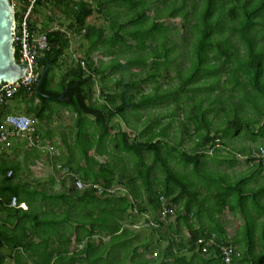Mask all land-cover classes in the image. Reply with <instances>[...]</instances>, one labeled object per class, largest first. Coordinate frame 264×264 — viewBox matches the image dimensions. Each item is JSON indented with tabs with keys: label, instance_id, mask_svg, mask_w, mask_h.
I'll return each mask as SVG.
<instances>
[{
	"label": "trees",
	"instance_id": "obj_1",
	"mask_svg": "<svg viewBox=\"0 0 264 264\" xmlns=\"http://www.w3.org/2000/svg\"><path fill=\"white\" fill-rule=\"evenodd\" d=\"M14 1L27 8L28 0ZM42 4L70 20L83 53L65 66L66 32L46 30L38 76L0 102V126L8 101L19 98L38 122L60 107L73 119L61 133L65 150L48 154L49 180L63 170L58 188L20 180L21 165L38 153L22 164L0 155V220L13 217L18 228L0 232V247H20L27 264H225L221 247L229 245L234 264H264V156L254 155L264 149V0H36L32 9ZM94 13L101 26L87 21ZM177 17L179 26L164 22ZM95 52L108 60L95 65ZM91 149L107 152L105 160ZM242 157L249 165L234 171ZM12 200L27 208L11 216ZM149 209L157 215L144 219L141 238L128 225ZM225 211L237 221L231 236Z\"/></svg>",
	"mask_w": 264,
	"mask_h": 264
},
{
	"label": "rangeland",
	"instance_id": "obj_2",
	"mask_svg": "<svg viewBox=\"0 0 264 264\" xmlns=\"http://www.w3.org/2000/svg\"><path fill=\"white\" fill-rule=\"evenodd\" d=\"M14 4V6L16 7V1L12 2ZM140 7L138 5V7H136V10L139 9L140 10ZM143 8L146 9V13L149 15V16H152L153 14V7L151 5H148V6H143ZM122 10L125 12V8L122 7ZM124 15V13H123ZM67 19V18H66ZM89 23H93V24H96L98 26H101L103 24V20L101 17H97V14L94 13L91 17L88 18L87 20ZM165 23H175L176 25H180V17H177V18H174V19H167V20H164ZM181 31H184L183 29ZM178 35L179 34H174L173 37L174 38H178ZM75 38L76 40H73L72 41V47L74 49V55L72 56V60L73 61H76V59H80L82 53H83V50L84 48H81L79 45H78V41H82V37L81 36H76L75 35ZM92 59L94 61V64L97 65L99 63V59L103 60V61H107L108 58L107 56L103 53V52H95L92 54ZM69 61H71V59L69 58L68 59ZM185 63V61H183V64ZM61 71V68L60 69H55L54 70V76H57V74ZM101 77L100 76H96L94 78V97H95V101L98 102L100 101L98 99V90L100 89L101 87V84H102V81H101ZM168 79H165L164 82V86L167 85V83L171 84V82L173 83L174 81H167ZM112 85V83L110 84ZM152 83L150 82H145V88L146 90L148 91L151 87ZM26 104V105H25ZM31 105H35V102H30ZM9 105H11L12 107H15V109H18L19 112H24L26 114H28L27 112H25V108L27 105H29L28 103H25V101L23 100H17V101H14V100H11L9 101ZM145 114L149 113V110H146V112H144ZM31 116H33L32 114H29ZM72 115H70L66 109L64 108H58L55 112V114L49 118L47 121H41V122H38L37 121V124H36V130L37 132L42 135V137L40 138V142H41L43 145H46L48 146L46 143H48L54 150V153L57 154L58 151L60 149H63L65 150V147L63 146L62 144V141H61V133L62 132H67L68 129H69V126L71 125L72 123ZM131 119V117H130ZM114 123H115V120H114ZM120 124V123H119ZM120 126H122V128H124L125 130L129 131V129H127L125 127L124 124H120ZM115 128V124L110 128V131H113ZM45 131H48L49 132V137H47V140H44V132ZM131 136H133V132H131ZM46 138V137H45ZM13 144L15 143V145H12L13 147L15 148H18V150L21 151V154L24 155L26 153H30V152H34V153H38L37 154V158H33V157H30V161H32V164H31V167L29 169L30 170V176L33 177V178H36L37 180H43V181H48L50 178V176L53 175V169L51 168V163L50 161H53L55 158V156L53 158H48V155L45 153V152H42L40 150L36 151L32 145L28 146L27 142L23 141V140H20V139H17V140H13L12 141ZM39 142V143H40ZM46 142V143H45ZM40 145V144H39ZM253 146L252 147H255L256 145L255 144H251ZM11 146V147H12ZM12 147V148H13ZM185 147H190V140H186L185 142ZM256 149V148H254ZM106 153L107 152H104V151H94L93 149L90 150V154H94L96 155L97 159L100 160V161H104L105 158H106ZM241 162L235 166V169L234 171H240V170H244L246 169V166L249 165L247 163L244 162V158H240ZM212 164L210 165V167L212 168ZM52 169V170H51ZM63 175V170H59V172H56L54 173V181H57L54 182V188H58L59 187V183L60 180L62 179ZM76 179L75 178H69L68 181L74 183ZM113 189H116V193L119 195V194H126V187H123V186H119V185H116L114 187H112ZM144 201H145V197L143 198ZM145 204V203H144ZM157 215V212L155 210H151L149 209V211H147L146 213H143V214H138L137 216H134L133 220H132V223L133 225L129 226L131 229H133L138 235L139 237H146L147 233H148V229H146V225H145V222H144V219H147V220H150L152 219L153 220V216ZM223 215V221L225 222V226H226V230L228 232V235L231 236L232 233H233V229L234 227L236 226L237 224V221L235 220V218H233L230 214H228L226 211L222 214ZM171 220H174V215L170 216L169 219L166 220L167 221H171ZM166 245V242H163V244L161 245V248L165 247ZM166 262L168 264L171 263L170 260H166Z\"/></svg>",
	"mask_w": 264,
	"mask_h": 264
},
{
	"label": "built area",
	"instance_id": "obj_3",
	"mask_svg": "<svg viewBox=\"0 0 264 264\" xmlns=\"http://www.w3.org/2000/svg\"><path fill=\"white\" fill-rule=\"evenodd\" d=\"M36 0H28V5L25 11L23 12L20 19L15 21L14 33H13V46L18 47V52L20 56V61H23L26 64V70L24 75L13 81L9 82L6 85L0 88V102L4 99L13 97L17 89L21 86H30L32 85L37 76L38 71L36 68V60L39 57H42L44 53L49 50V44L47 41L46 32H33L30 30L28 25V19L32 11V7ZM37 120L24 112L19 113H10L4 117L3 124L0 126V145H10L13 139L17 137H24L27 139L28 146L32 145L33 142H36V149L46 154H53V148L46 143L48 146L43 145L38 139V136H33L35 133V125ZM40 142V143H39ZM40 144V145H39ZM258 156H264V149H261L259 152L255 151ZM75 185L78 188H82L83 185L79 180L75 181ZM15 201L13 200V203ZM167 209L162 207V215L160 219L165 218ZM155 226L158 225L157 222L153 221ZM211 242H207V245H210ZM203 251L206 250L204 246ZM222 257L225 264H234V258L238 256V252L234 251L231 246H222Z\"/></svg>",
	"mask_w": 264,
	"mask_h": 264
},
{
	"label": "crops",
	"instance_id": "obj_4",
	"mask_svg": "<svg viewBox=\"0 0 264 264\" xmlns=\"http://www.w3.org/2000/svg\"><path fill=\"white\" fill-rule=\"evenodd\" d=\"M13 6H14V4H13ZM25 9H26V6H22L16 2V7L14 8V11L15 10L17 11L18 16L21 17L23 12L25 11ZM69 21L70 20H67L65 18V16L59 12H57V14H53V11H51L50 8H48V6H46L45 4L34 6V8L32 9V11L30 13L29 19H28L29 28L33 32H41V31L46 32V30H54V29H59L62 31L64 30L66 32L67 37L69 38V48L66 49V54L68 56H66V61L64 63L65 66L70 64L71 61L68 60L69 58L72 60V56L74 55V49H73L71 44H72L73 40H76L75 35L73 33V27L68 26ZM78 42H79L78 45L83 43V41H78ZM61 70H63V67L61 68ZM99 93L100 92L98 90V94ZM94 99H95V97H94ZM19 100L23 101V99H21V98H19ZM9 101H11V100H9ZM9 101H8V106H7V108H8L7 114L19 113L18 109H15V107H12L11 105H9ZM14 101H17V100L14 99ZM17 139L28 142L26 140V138H24V137H17L13 140L15 141ZM12 145H15V143L13 144V142H12L10 145H7V146L6 145H0V155L2 154V157H5L6 155H8L9 159H12V157H14L16 160L21 161V164H22L25 161V159H23V156L25 154L22 155L21 151L18 150V148L13 147ZM36 151H38V150L36 149ZM31 157H33V156H31ZM33 158L36 159L37 157H33ZM30 159L31 158H29L28 167L24 166L23 164L21 165L22 166L21 174L23 173L22 176H25L26 179H20V180H24L27 183H30L31 186H37L38 189H40V186L37 185L38 183H40V185H46L48 188L55 189L54 188V186H55L54 182L57 183V181H54L55 179L54 180H48V181H43V180L41 181V180H37L36 178H33L30 176L31 175L30 174L31 169H29V168L31 167V164H32V161H30ZM52 166L53 165L51 164V168L53 169ZM56 167L58 168V165ZM20 182L22 183V181H20ZM34 201L36 202L35 205H37L38 202L41 203L42 202L41 196L40 195L35 196ZM18 208L25 210L27 208V205L25 202H19V203L14 202L13 203V200H12L10 203V210H9L10 215L13 216V214L15 213V211ZM18 214H21V213L19 212ZM2 216H4V214H2ZM16 223H17V220L13 219V217L11 219H8V220L1 219L0 220V232H3L4 234L10 236L11 234H13L15 232V230L18 229L16 226ZM19 229H20V232L18 231V233L23 232L24 236H26L27 232H25V230L23 231V228L21 226H19ZM36 241H37V239H36ZM21 250L22 249L20 247L13 249L12 247H10V245L8 243L6 245L1 246L0 247V256L2 258L1 259L2 264H27V262H25V260L22 262V259L25 258V256Z\"/></svg>",
	"mask_w": 264,
	"mask_h": 264
},
{
	"label": "water",
	"instance_id": "obj_5",
	"mask_svg": "<svg viewBox=\"0 0 264 264\" xmlns=\"http://www.w3.org/2000/svg\"><path fill=\"white\" fill-rule=\"evenodd\" d=\"M15 11L11 0H0V88L21 78L26 70L23 61L14 58L13 33ZM39 59L36 60V63ZM48 64L39 76V81L47 71Z\"/></svg>",
	"mask_w": 264,
	"mask_h": 264
}]
</instances>
